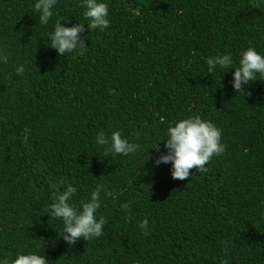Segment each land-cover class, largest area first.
<instances>
[{
  "label": "trees",
  "instance_id": "trees-1",
  "mask_svg": "<svg viewBox=\"0 0 264 264\" xmlns=\"http://www.w3.org/2000/svg\"><path fill=\"white\" fill-rule=\"evenodd\" d=\"M32 2L0 0V54L7 55L0 60V256L264 264V80L239 93L233 69L209 72L205 63L231 53L236 64L248 46L264 53V0H104L103 31L88 30L81 0H56L47 24L38 23ZM58 17L85 24L82 55L50 48ZM193 114L221 129L225 150L174 179L170 163L154 165L152 147L169 123ZM101 129H120L140 147L105 155L95 143ZM50 183L74 184L77 206L103 185L110 193L101 192L97 211L106 219L103 235L68 245L61 221L45 213Z\"/></svg>",
  "mask_w": 264,
  "mask_h": 264
},
{
  "label": "clouds",
  "instance_id": "clouds-1",
  "mask_svg": "<svg viewBox=\"0 0 264 264\" xmlns=\"http://www.w3.org/2000/svg\"><path fill=\"white\" fill-rule=\"evenodd\" d=\"M56 0H33L32 10L36 13L39 24H47L49 17L53 15V5ZM83 16L87 19V28L103 31L109 26L108 4L104 0H81ZM65 21L57 18L49 35L50 48L55 49L59 55L78 52L83 54L87 46L84 38L80 35L84 31L82 23L71 26L62 24ZM0 60L7 61V55L0 54ZM205 63L208 71L214 68L232 71L231 86L234 91L245 93L243 85L257 79L264 80V53L259 52L255 47L248 46L239 53V59L234 64L231 53H223L206 58ZM15 73L20 75L25 71L23 64H18ZM224 71V72H225ZM166 138L163 141V150L158 149V143L152 148H157L158 155L153 160L154 165L161 163L169 164L170 174L174 179H185L190 175V169L195 168L198 172L203 170L206 163L213 157L225 150L221 143V129L212 121L203 119L199 114H193L169 123L166 129ZM27 139V136H24ZM95 143L104 146V154H120L127 156L135 153L140 145L122 134L120 129L105 134L103 129L99 130L95 137ZM148 159V158H147ZM51 203L47 206L45 213L54 219L61 221L62 228L60 236L68 245H74L76 241L98 238L103 235L106 219L97 215L100 208L101 192L105 195L110 193L103 185L97 184L91 190L87 199L79 205L72 203V198L77 189L74 184L65 183L61 188L59 183H50ZM130 202H125L121 208L128 210ZM139 227L142 230L148 229V219L140 221ZM147 234V232H145ZM0 264H49L44 254L36 251H18L11 260L7 256H0Z\"/></svg>",
  "mask_w": 264,
  "mask_h": 264
}]
</instances>
